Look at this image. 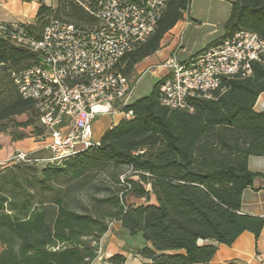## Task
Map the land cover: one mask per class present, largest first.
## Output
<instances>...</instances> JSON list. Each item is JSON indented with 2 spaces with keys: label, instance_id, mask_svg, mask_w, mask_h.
I'll list each match as a JSON object with an SVG mask.
<instances>
[{
  "label": "trees",
  "instance_id": "1",
  "mask_svg": "<svg viewBox=\"0 0 264 264\" xmlns=\"http://www.w3.org/2000/svg\"><path fill=\"white\" fill-rule=\"evenodd\" d=\"M54 2L53 10L39 0L33 22L19 23L27 35L39 39L50 20L93 23L84 6L96 0ZM189 6L190 0H166L152 34L122 58L125 76L160 49ZM223 30V39L248 31L264 41V0H232ZM36 60L0 37V135L12 141L26 138L27 128L34 137L44 133L34 103L19 95L11 77ZM160 83L122 108L130 118L105 130L99 147L60 166L0 167V264H88L114 222L140 240L134 251L145 264H207L218 245H231L245 231L259 236L263 219L240 214V207L243 191L255 178L264 180L247 168L249 157L264 156V111L253 110L264 92V57L248 77L224 81L214 99H194L191 112L162 107ZM23 115L27 120L18 123ZM82 192L84 199L74 198Z\"/></svg>",
  "mask_w": 264,
  "mask_h": 264
},
{
  "label": "built area",
  "instance_id": "2",
  "mask_svg": "<svg viewBox=\"0 0 264 264\" xmlns=\"http://www.w3.org/2000/svg\"><path fill=\"white\" fill-rule=\"evenodd\" d=\"M165 3L96 0L92 7L84 6L92 24L50 20L39 39L19 23H0V37L37 55L34 64L11 77L19 95L35 105L44 129L35 139L45 142L49 154L40 158L17 151L9 161L60 166L74 154L100 146L93 138L97 116L111 115L118 106L119 115L130 118L122 108L130 103L140 76H125L121 60L152 34ZM263 57L264 41L248 31L235 32L184 61L171 55L160 66V104L191 112L194 99H214L224 91V81L248 77ZM88 264L111 263L101 258L98 246L97 257Z\"/></svg>",
  "mask_w": 264,
  "mask_h": 264
},
{
  "label": "crops",
  "instance_id": "3",
  "mask_svg": "<svg viewBox=\"0 0 264 264\" xmlns=\"http://www.w3.org/2000/svg\"><path fill=\"white\" fill-rule=\"evenodd\" d=\"M41 1L46 6H50L53 2V0ZM38 7L39 0H0V23L31 24L36 16ZM188 19L189 15L185 16L183 21L177 23L166 33L161 41L160 49L154 55L142 61L146 63V69L143 71H141L142 69L136 70L137 66L142 62L135 66L137 75L148 69L155 68V64L164 62L171 55H175L177 58L178 53L184 52L182 32L190 26ZM176 34L181 35L179 42ZM156 69H159V67ZM153 73H156L158 80L161 78L158 76V72L153 71ZM253 110L255 112L264 111V92L258 96ZM101 117L102 120H106L107 118L105 117L109 116ZM119 120L120 118L111 125H107L106 128H99L96 124L97 121L93 122V138L99 140L104 131L115 125ZM39 145H43L45 148V142H38L31 135L21 141H12L9 136L1 134L0 165L9 160L17 151L37 153L42 148ZM247 168L252 173H264V156L249 157ZM240 214L263 219V227L259 236L256 238L252 233L245 231L231 245H218L214 256L207 264H264L259 257L264 258V180L262 178H255L252 185L243 191ZM140 245V240L131 239L127 232L120 227V224L116 222L109 226L108 231L98 242L101 258L107 260L114 255H121L125 258L123 264H145L147 262L134 251Z\"/></svg>",
  "mask_w": 264,
  "mask_h": 264
},
{
  "label": "rangeland",
  "instance_id": "4",
  "mask_svg": "<svg viewBox=\"0 0 264 264\" xmlns=\"http://www.w3.org/2000/svg\"><path fill=\"white\" fill-rule=\"evenodd\" d=\"M232 0H190L189 6V19L188 22L190 26L182 32V44L184 46V52H180L177 55L178 61H184L192 55H196L200 52L206 45L213 42H219L223 39V23L227 19L229 13V2ZM53 10L56 8V3L53 2L50 5ZM177 40L179 42L181 35L176 34ZM163 63V62H162ZM162 63L155 64V68L148 69L145 72L140 74L134 72L131 78H138L140 76L139 82L135 88V91L132 95V101L136 99L145 97L150 94L154 85L158 81L157 75L154 72H158V76L161 77L163 75V70L160 67ZM145 62H142L140 65L137 66L136 70L143 71L146 69L147 65ZM159 67V69H156ZM158 70V71H156ZM109 117L106 120H102L100 116H97L94 122L97 121V127H107V125H111L115 122L118 118L122 119V115H119V108L118 106L113 108V113L108 115ZM27 120V116H19L16 117V121L18 123L25 122ZM23 132L27 134V137L30 136L31 128L24 129ZM8 136V135H7ZM26 137V138H27ZM42 147L37 153H31L35 155V157H47L48 150L43 147V145H39ZM10 159V158H9ZM21 163H12L11 161L7 160L4 164H1L0 167L6 169L10 166L18 165ZM127 175V172L124 173L122 171L120 173V178H123ZM104 179L102 176L96 178V180L92 184H96L99 180ZM87 189H90L89 187ZM74 198L76 199H84L85 194L77 193L74 194ZM134 204H141L142 200H134L132 201ZM150 203L154 204L155 201L151 199Z\"/></svg>",
  "mask_w": 264,
  "mask_h": 264
}]
</instances>
